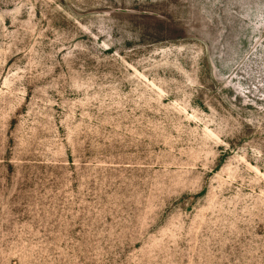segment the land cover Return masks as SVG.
Here are the masks:
<instances>
[{
    "label": "rangeland",
    "instance_id": "rangeland-1",
    "mask_svg": "<svg viewBox=\"0 0 264 264\" xmlns=\"http://www.w3.org/2000/svg\"><path fill=\"white\" fill-rule=\"evenodd\" d=\"M0 264H264V0H0Z\"/></svg>",
    "mask_w": 264,
    "mask_h": 264
}]
</instances>
